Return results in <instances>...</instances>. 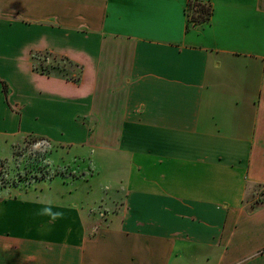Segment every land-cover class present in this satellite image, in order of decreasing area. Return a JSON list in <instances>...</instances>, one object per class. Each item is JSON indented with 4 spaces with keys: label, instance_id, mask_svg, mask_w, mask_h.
Returning a JSON list of instances; mask_svg holds the SVG:
<instances>
[{
    "label": "crops",
    "instance_id": "0c3cea01",
    "mask_svg": "<svg viewBox=\"0 0 264 264\" xmlns=\"http://www.w3.org/2000/svg\"><path fill=\"white\" fill-rule=\"evenodd\" d=\"M202 1L0 0V144L88 170L18 189L0 156V264H264V0Z\"/></svg>",
    "mask_w": 264,
    "mask_h": 264
},
{
    "label": "rangeland",
    "instance_id": "374dc122",
    "mask_svg": "<svg viewBox=\"0 0 264 264\" xmlns=\"http://www.w3.org/2000/svg\"><path fill=\"white\" fill-rule=\"evenodd\" d=\"M193 15V12H190ZM34 63L37 66L43 64H56L57 60L47 53L35 55ZM61 67L68 69L71 66L64 60L60 61ZM65 68V70H66ZM12 150L7 145L0 144V156L9 157L5 160L2 171V184L16 188H28L39 185L40 183L49 184L58 176L70 174L80 190L88 187V170L76 172L72 171L70 165L65 164L76 159L74 149H60L51 141L43 137L28 135L20 143L13 142ZM61 151V152H60ZM83 178V179H81ZM69 182H72L69 180ZM103 189L99 192L103 198L111 194V189ZM109 186V185H107ZM103 208V207H102ZM107 211V210H106Z\"/></svg>",
    "mask_w": 264,
    "mask_h": 264
},
{
    "label": "trees",
    "instance_id": "16d2710c",
    "mask_svg": "<svg viewBox=\"0 0 264 264\" xmlns=\"http://www.w3.org/2000/svg\"><path fill=\"white\" fill-rule=\"evenodd\" d=\"M190 11L193 12L192 15V20L196 22H207L209 20L210 14H211V8L203 3L201 0H192V2L189 5ZM40 54V53H32V60L34 64V69L37 72H40L42 74H47V75H56V76H61L63 75L62 73H65L67 68L64 66L61 67L60 61L64 60L68 63L69 66H73V63L66 60L65 58L62 57H57L53 56L54 60H57L56 64H49V65H41L40 67L35 65L34 63V58L35 55ZM48 54V53H47ZM66 68V70H65ZM77 80V78L75 79ZM5 91H7L6 85H4Z\"/></svg>",
    "mask_w": 264,
    "mask_h": 264
},
{
    "label": "clouds",
    "instance_id": "9594fccd",
    "mask_svg": "<svg viewBox=\"0 0 264 264\" xmlns=\"http://www.w3.org/2000/svg\"><path fill=\"white\" fill-rule=\"evenodd\" d=\"M44 214H49V215H51L53 220H55V219H57V218H59V217L62 216V213H55V214H52V213L50 212V209H47V208L44 209Z\"/></svg>",
    "mask_w": 264,
    "mask_h": 264
},
{
    "label": "built area",
    "instance_id": "2783aa9c",
    "mask_svg": "<svg viewBox=\"0 0 264 264\" xmlns=\"http://www.w3.org/2000/svg\"><path fill=\"white\" fill-rule=\"evenodd\" d=\"M202 1V0H201ZM263 193H264V188H263Z\"/></svg>",
    "mask_w": 264,
    "mask_h": 264
}]
</instances>
